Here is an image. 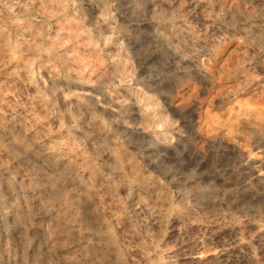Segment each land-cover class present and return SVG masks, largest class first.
Masks as SVG:
<instances>
[{"label":"rangeland","instance_id":"obj_1","mask_svg":"<svg viewBox=\"0 0 264 264\" xmlns=\"http://www.w3.org/2000/svg\"><path fill=\"white\" fill-rule=\"evenodd\" d=\"M0 264H264V0H0Z\"/></svg>","mask_w":264,"mask_h":264},{"label":"bare ground","instance_id":"obj_2","mask_svg":"<svg viewBox=\"0 0 264 264\" xmlns=\"http://www.w3.org/2000/svg\"><path fill=\"white\" fill-rule=\"evenodd\" d=\"M93 117V116H92ZM53 158L58 162V163H63L65 158V155L59 153V152H54L53 153ZM70 162V161H69ZM78 201V200H77Z\"/></svg>","mask_w":264,"mask_h":264}]
</instances>
